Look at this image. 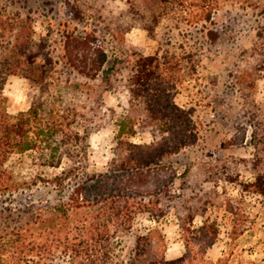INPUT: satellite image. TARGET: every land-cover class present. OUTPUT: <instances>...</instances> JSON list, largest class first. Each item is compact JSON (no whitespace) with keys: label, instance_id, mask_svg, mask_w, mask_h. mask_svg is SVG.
<instances>
[{"label":"trees","instance_id":"16d2710c","mask_svg":"<svg viewBox=\"0 0 264 264\" xmlns=\"http://www.w3.org/2000/svg\"><path fill=\"white\" fill-rule=\"evenodd\" d=\"M78 1L65 0L71 9L66 15L80 21L81 10L73 5ZM220 1L222 5L227 0H126L127 14L143 22L149 36L169 22L162 27L167 41L153 54L134 46L115 52L88 31L81 36L64 33L61 51L53 54L43 41L33 40L29 14L11 15L0 6V264H176L165 258L166 247L156 230L135 233L133 221L143 211L158 220L174 208L184 222L182 215L191 208L187 196L171 192L188 171H178L170 158L195 134L169 91L198 73L200 50L219 38L223 29L215 27L214 17ZM230 2L264 19V0ZM185 21L198 28L196 41L193 32L182 41L173 40V30L180 32ZM255 28L260 52L254 54V42L241 56H258L264 66V21L258 20ZM9 75L24 77L39 89L29 108L17 114L8 111L4 94ZM107 91L122 109L118 140L108 169L89 173L84 162L90 136L110 124L116 113L105 102ZM138 131L149 132L152 141L124 139L126 133ZM257 137L253 130L250 142L264 145V136ZM27 152L41 165L58 167L67 160L66 170L49 181L59 187L58 204L13 198V190L24 183L14 180L6 163L13 154ZM262 158L250 163L255 177L244 189L264 197ZM168 167L174 171L164 179L155 172L149 188L151 172ZM185 182L182 179V185Z\"/></svg>","mask_w":264,"mask_h":264},{"label":"rangeland","instance_id":"374dc122","mask_svg":"<svg viewBox=\"0 0 264 264\" xmlns=\"http://www.w3.org/2000/svg\"><path fill=\"white\" fill-rule=\"evenodd\" d=\"M73 5L81 10L82 20L66 15L71 9L65 0H0L4 8L1 11L30 15L33 40L43 41L53 54L61 51L63 34L72 31L76 36L92 32L105 48L115 52L134 46L139 52L153 54L159 43L167 41V30L162 27L169 22L155 27V33L149 36L142 28L144 23L138 26L137 20L127 14L126 0H79ZM216 8L215 27L223 29L219 38L200 50L198 73L169 91L170 98L185 110L195 134L185 148L170 158L179 166L178 171H188L175 181L171 192L187 196L186 204L191 208L182 215L184 222L174 208L158 220L143 211L135 216L133 230L142 234L156 230V238L166 247L165 258L176 264H264V197L244 189L255 177L250 163L264 156V145L257 140L250 142L253 130L258 137L264 136V66L258 56H241L254 42V54L260 52L261 40L255 27L258 20L264 19L230 0L222 5L220 1ZM195 30L196 26L185 21L180 32L173 30V40L182 41L184 34L193 32L196 41L200 34ZM4 94L8 97V111L17 114L29 108L39 89L24 77L9 75ZM168 96L163 95L165 99ZM104 99L116 113L110 124L90 136L88 159L84 162L89 173L108 169L118 140L117 119L122 109L111 92H105ZM124 139L149 143L153 137L138 131L126 133ZM67 166L66 159L52 167L35 163L28 152L13 154L6 167L17 183H24L13 190V198L28 197L34 204H58L59 187L49 181ZM172 171L173 167L152 171L147 186L153 187L155 172L164 179ZM182 179L186 181L184 185Z\"/></svg>","mask_w":264,"mask_h":264}]
</instances>
